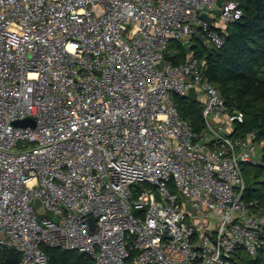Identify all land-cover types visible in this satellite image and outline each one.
Segmentation results:
<instances>
[{
  "label": "built area",
  "instance_id": "obj_1",
  "mask_svg": "<svg viewBox=\"0 0 264 264\" xmlns=\"http://www.w3.org/2000/svg\"><path fill=\"white\" fill-rule=\"evenodd\" d=\"M242 15L236 0H0V249L21 264H50L43 245L96 264L264 263V207L245 200L264 141L237 134L206 58L167 59L199 33L223 47ZM192 88L200 130L176 100Z\"/></svg>",
  "mask_w": 264,
  "mask_h": 264
},
{
  "label": "trees",
  "instance_id": "obj_2",
  "mask_svg": "<svg viewBox=\"0 0 264 264\" xmlns=\"http://www.w3.org/2000/svg\"><path fill=\"white\" fill-rule=\"evenodd\" d=\"M236 1H239L243 8L242 17L229 24L226 29H219L226 37V44L221 48L212 46L202 51L194 49V52L196 56L206 58L205 73L209 81L220 90L229 106L242 113L243 119L237 123V134L244 136L256 131L264 141V0ZM172 48H180L181 56H187L179 44H173ZM167 58L178 62L174 57H170L169 53ZM179 100L181 114L196 130H200L203 125L201 102H194L187 97ZM187 101L190 102L191 108L184 105ZM245 176V200L257 201L264 207V156L260 166L245 167ZM43 249L49 256L50 264H96L94 258L85 252L46 245H43ZM21 258V254L15 249H0V264H21ZM239 264L264 263L253 260L241 251Z\"/></svg>",
  "mask_w": 264,
  "mask_h": 264
},
{
  "label": "water",
  "instance_id": "obj_3",
  "mask_svg": "<svg viewBox=\"0 0 264 264\" xmlns=\"http://www.w3.org/2000/svg\"><path fill=\"white\" fill-rule=\"evenodd\" d=\"M201 18L209 23H213L214 22V18L210 17L207 13H202L201 14ZM201 26H198V29H200ZM196 40H199L200 42L202 43H207L205 37L199 33L197 34L196 36ZM193 45H194V42L192 40H189V41H186L183 43V47L185 49V51L188 53V54H191L192 53V50H193ZM189 99L196 102L197 101V92L195 91L194 88H192L190 90V93H189ZM17 126H30V125H35V122L33 119H25V120H20V121H16L15 123ZM226 133L223 132V135H225ZM35 209L39 212V213H46V209L44 207V204L42 203V201L40 199H37L36 202H35ZM89 222L92 226V228L94 229L95 228V223H96V219L94 217H91L89 219Z\"/></svg>",
  "mask_w": 264,
  "mask_h": 264
},
{
  "label": "crops",
  "instance_id": "obj_4",
  "mask_svg": "<svg viewBox=\"0 0 264 264\" xmlns=\"http://www.w3.org/2000/svg\"><path fill=\"white\" fill-rule=\"evenodd\" d=\"M176 43L181 46V48L184 50V52H186L185 49H184V47H183V42L180 41V40H174V41H172V43H171V45L169 47V50H168L167 54L169 53L170 54V57L171 56L174 57L176 60H178V62H175L174 59H171V58H167V59H171L175 64L184 63V62H186L189 59L190 54H188L186 52L187 56L185 58L183 56H181V54H180V48H174V49L172 48V45L173 44H176ZM194 47H195V45L193 46V50H192L193 52H194V49H195Z\"/></svg>",
  "mask_w": 264,
  "mask_h": 264
},
{
  "label": "rangeland",
  "instance_id": "obj_5",
  "mask_svg": "<svg viewBox=\"0 0 264 264\" xmlns=\"http://www.w3.org/2000/svg\"><path fill=\"white\" fill-rule=\"evenodd\" d=\"M212 46H211V44L210 43H205V44H203V43H200V42H198V41H195V50H197V51H202V50H204V49H206V48H211ZM177 100V102H178V105H179V108H180V110H181V104H180V100H179V98H177L176 99ZM184 105L185 106H188L189 108H191V105H190V102L189 101H187V103H184ZM169 188H170V190H172L173 192H177V189L174 187V185L173 184H170L169 185ZM134 261H135V258H133V259H131L129 262L130 263H134Z\"/></svg>",
  "mask_w": 264,
  "mask_h": 264
}]
</instances>
